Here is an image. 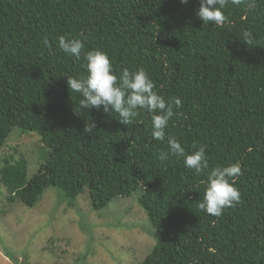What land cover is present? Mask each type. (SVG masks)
<instances>
[{
    "label": "trees",
    "instance_id": "trees-1",
    "mask_svg": "<svg viewBox=\"0 0 264 264\" xmlns=\"http://www.w3.org/2000/svg\"><path fill=\"white\" fill-rule=\"evenodd\" d=\"M199 7L200 0H0V152L13 128L36 133L43 148L31 178L23 155L4 160L9 204L31 208L54 187L71 207L87 190L99 210L138 192L156 232L140 264H264V0L229 2L220 25L204 24ZM61 36L82 40L79 58L59 48ZM92 49L108 54L117 76L142 67L166 101L181 99L163 141L153 138L147 111L127 125L111 109L80 108L67 77L87 75ZM87 122L95 123L91 132ZM168 136L189 153L203 146L208 168L195 174L182 157L161 161ZM236 162L240 201L220 216L202 211L208 171Z\"/></svg>",
    "mask_w": 264,
    "mask_h": 264
},
{
    "label": "rangeland",
    "instance_id": "rangeland-1",
    "mask_svg": "<svg viewBox=\"0 0 264 264\" xmlns=\"http://www.w3.org/2000/svg\"><path fill=\"white\" fill-rule=\"evenodd\" d=\"M42 143L34 132L13 128L0 152L6 158L24 156L31 178L43 162ZM58 188L44 190L39 202L28 208L9 204L0 182V264H140L156 244V232L138 203V192L92 209L87 190L74 206Z\"/></svg>",
    "mask_w": 264,
    "mask_h": 264
},
{
    "label": "clouds",
    "instance_id": "clouds-1",
    "mask_svg": "<svg viewBox=\"0 0 264 264\" xmlns=\"http://www.w3.org/2000/svg\"><path fill=\"white\" fill-rule=\"evenodd\" d=\"M240 5L242 0H200L197 17L204 23L220 25L227 17L224 9L229 4ZM187 3V0H181ZM47 45L49 42L44 40ZM59 48L65 53L79 58L84 49V43L79 38H59ZM86 76L67 77L71 92L79 93L81 109H101L105 113L111 111L120 118V123L131 124L140 115L141 110L151 115V133L155 140L163 141L165 129L173 116V105L179 107L182 101L179 97L166 101L154 90V83L144 68L129 70L124 68L119 76L106 52L92 49L85 52ZM95 128L94 122H87L86 132ZM168 150L160 151L158 158L166 161L170 156L183 158L186 168L202 173L208 168L203 146H193L192 152H186L182 144L174 137L168 136ZM241 174L239 162L227 166H216L207 173V187L198 207L209 215L220 216L224 209L235 206L240 201L241 193L235 186V178Z\"/></svg>",
    "mask_w": 264,
    "mask_h": 264
}]
</instances>
